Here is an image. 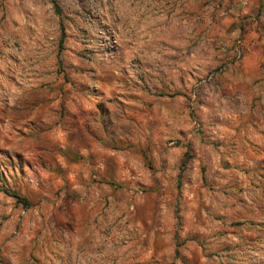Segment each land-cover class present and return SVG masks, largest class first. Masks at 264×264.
Returning <instances> with one entry per match:
<instances>
[{
    "label": "rangeland",
    "instance_id": "374dc122",
    "mask_svg": "<svg viewBox=\"0 0 264 264\" xmlns=\"http://www.w3.org/2000/svg\"><path fill=\"white\" fill-rule=\"evenodd\" d=\"M143 1L0 0V264H264V0Z\"/></svg>",
    "mask_w": 264,
    "mask_h": 264
},
{
    "label": "crops",
    "instance_id": "0c3cea01",
    "mask_svg": "<svg viewBox=\"0 0 264 264\" xmlns=\"http://www.w3.org/2000/svg\"><path fill=\"white\" fill-rule=\"evenodd\" d=\"M177 5L178 4L175 0H160L159 2H156L151 9L148 8L147 4L143 1L142 4L138 6V17H190L188 14L179 15ZM132 13V11H129L130 17ZM103 253L105 254L106 252L103 250ZM112 261L103 258L100 261V264H123L122 248L114 249V259ZM89 262V259H79L77 263L74 262V260L71 261L68 255H66L64 260V264H86Z\"/></svg>",
    "mask_w": 264,
    "mask_h": 264
},
{
    "label": "trees",
    "instance_id": "16d2710c",
    "mask_svg": "<svg viewBox=\"0 0 264 264\" xmlns=\"http://www.w3.org/2000/svg\"><path fill=\"white\" fill-rule=\"evenodd\" d=\"M51 2L53 4V6H54V10H55L56 14H59L60 13V9L58 7V4H57L56 0H51ZM61 30H62V28H61ZM1 191L4 194L14 198L18 203H21L22 206H24V207H29L30 206V202H29V200L27 198L22 197L19 194L15 193L13 191H9L7 189H1Z\"/></svg>",
    "mask_w": 264,
    "mask_h": 264
}]
</instances>
